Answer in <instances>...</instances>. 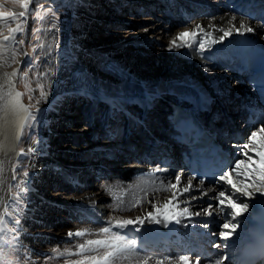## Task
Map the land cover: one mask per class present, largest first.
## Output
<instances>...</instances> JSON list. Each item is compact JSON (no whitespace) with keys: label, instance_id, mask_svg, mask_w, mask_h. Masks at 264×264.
Here are the masks:
<instances>
[{"label":"bare ground","instance_id":"6f19581e","mask_svg":"<svg viewBox=\"0 0 264 264\" xmlns=\"http://www.w3.org/2000/svg\"><path fill=\"white\" fill-rule=\"evenodd\" d=\"M123 1L125 0H121V2ZM193 2L194 0H178L176 5L165 8L168 16L167 21L157 22L156 25H144L140 30L120 36L115 40L100 41L95 50H89L91 53L96 51L112 55L118 65L126 67L128 76L125 79L120 77L117 82L109 81L108 76L98 75L94 68L79 64L77 58L85 50L83 46L77 47V54L74 56L75 58H71L70 65L68 63L65 66L62 63L65 56L68 55L64 51V47L55 54L56 64L59 65L53 68L56 72L55 78L60 84L64 80L65 88L63 90L59 86L54 88L43 106L44 121L42 123H45L43 127L41 126L39 140L30 142L24 149L20 146L21 157H19V159L27 158L26 165L29 166L27 180L19 181L18 185L19 193L28 197L27 206H22L20 209L27 219L31 218L33 211L38 221L37 226L42 225L45 231L40 234V231L28 233L26 230L24 238L47 241L60 237L68 238L70 236L66 227L73 219L86 218L93 224L105 222L109 224L107 227L109 231L105 239L101 240L108 243L115 242L118 245V248H109L107 251L113 252L109 264H118L119 259L123 261V264H176V262L182 263L181 256H187L188 264H193L190 258L193 253V245H205L207 241L205 235L211 231L215 236L219 228L223 230L221 233L226 231L223 227L225 223L235 224L236 229L227 240L221 238V241L227 242L229 248L240 243L248 230V219L252 215L253 208L257 201L264 197V163L260 162L261 157L264 156V132L250 131L255 134L256 138L249 137L250 148H246L241 143L225 141L227 146L233 150L236 158L232 177L231 179H222L217 185L208 186L196 183L191 178L188 179L176 158L172 162V167L165 165L162 159L166 158V147L158 141L149 142L148 140L153 135L147 129L143 132L140 129L142 123H145L153 128L155 134L157 132V135H165L167 139L172 138L175 133L172 103H183V105L193 107L197 113L201 114L207 127L225 139L230 136L226 135L224 125H229L232 119L237 120L235 115L241 113V109H237V105L239 104V108L245 109L258 105L254 92L246 82L245 75L238 71L239 63L227 54L225 45L229 40L241 35L251 36L264 44V6L259 11V15L252 19L249 15L254 10H245L250 0H203L202 4L205 7H196L193 10V12H198L196 14L188 11V7ZM118 5L120 6L121 3L119 2ZM31 6L29 5V7ZM80 10L88 12L87 7ZM109 12H114V10L109 9ZM101 17L102 13L100 12L93 20H89L87 15L82 16L77 13L76 21L81 26L85 22L96 24ZM241 24L244 26L241 27ZM197 25L200 27L197 28ZM248 28H251L252 31H247ZM237 29L239 31H236ZM224 31H230L231 35L224 36ZM182 32H196L198 38L190 43H185L179 39ZM222 36H224L223 39H221ZM173 41L176 45L183 44L184 46H174ZM201 43L205 44L203 49L199 47ZM65 48L71 52L73 46L71 48L65 46ZM12 57L11 52L4 53L0 62H8ZM180 58L192 61V66H186ZM157 65H160V72L161 69H165L166 73H156ZM69 68L71 73L68 72ZM173 71H175V75L170 76ZM192 72H198L200 75L197 73L194 76ZM176 74L179 76L174 77ZM9 75V71L0 65V90L14 79L18 80V84L22 88L19 72L12 76ZM86 77L89 82H86L85 85L80 84V80ZM90 82L96 83L94 85ZM222 82L231 84L234 90L231 94L232 103L226 105L224 109H221L222 112L214 114V118H212L209 114L212 106L219 99H224L225 92L220 89ZM85 88L86 90H84ZM75 92L83 93L77 97L78 99L89 101L91 108L87 112L78 113V105H73L72 102L59 106V101L64 95L70 96ZM85 93H90V95ZM130 100H137L136 106L142 102L147 107L146 110H149L154 104L163 108L164 111L160 113L159 109L152 108V113L147 116L144 114L143 117L141 115V119L133 118L129 131H124V134L132 132V139L136 141L134 147L138 148L136 151H140L139 154L134 151L133 140H127L126 136L121 141L115 140L120 128L118 123L123 115H126L123 105ZM67 108H69V114L73 115L71 118L69 115L66 118L60 115ZM105 111H109L110 116L107 121L101 120L100 126V119L98 121L96 117ZM65 114H68V111ZM79 114H81L80 118L75 119ZM86 114H88V118L85 116ZM54 116H56V120L62 121L68 127L65 136L61 137L59 134L58 137V140H61V154L69 157L65 164L59 161L60 159L57 158L59 155L50 148L52 139L46 122ZM82 119L88 120L82 124ZM238 122L240 121L237 120L235 123ZM98 123L100 126L99 135H94L92 129ZM7 127L8 124H4L3 129H6L0 133L1 150L11 148ZM137 129L140 131V135L136 136ZM245 130L249 131L248 126L245 127ZM108 137H110L109 140ZM231 137H233L232 139L236 138L235 135ZM68 140L79 143L78 147L72 151L68 150V147L64 145ZM88 140H91L92 144H88ZM153 142H156L154 146H152ZM125 146H129L130 150L127 149L129 153L127 155L126 152L119 154V158L122 159L118 161L116 150L122 151ZM142 149L145 151L142 152ZM162 150L164 151L162 152ZM174 150L175 146L173 152ZM173 152L168 156L174 155ZM11 153V149L8 153L4 150L0 153V216L3 217L7 215L10 202L14 197L12 187L16 179L14 166L17 159ZM133 155L138 159L132 161ZM157 155L159 156L156 158ZM90 158L97 161L95 163L110 160L112 164L116 165L117 162L121 164L116 166L117 170L112 171L114 177L109 182L114 185L111 188H113V195L117 198L118 209L124 213L123 221L134 222L129 227L127 225L120 227L122 223H111L113 213L110 207L112 200L109 193L107 194L105 191L92 195L90 190H78L77 187L80 184L77 182V178L82 173L85 176L96 173L88 161ZM102 165L99 166V171L104 169ZM130 167H138L135 170L137 172L132 175ZM44 168L47 169L44 170ZM246 168L248 173L244 171ZM162 169L165 170L164 175L152 173ZM256 169L259 171H254ZM43 170L45 171L44 175L48 174L47 178L35 182L37 183L35 186L32 185ZM176 176H180L181 181L176 188H173L171 185H176ZM95 179H99V176ZM189 181H191V190L188 193H183V189L189 187ZM96 183L93 182V185ZM221 192L224 193L223 196L220 195ZM174 193L175 200H173ZM230 200L238 205L235 210L228 206ZM102 205L104 207H101ZM33 206H35L34 209L31 208ZM239 206L243 207V210ZM157 207L163 212H169L174 208L177 213H180L179 222L177 223L176 220L166 223L149 222L148 214L156 213ZM185 209L188 210L187 213L184 212ZM233 211L239 214L233 216ZM226 212H230L232 217L228 222L223 220ZM60 213L66 214V222L63 223L58 219L61 216ZM161 219L163 218L161 217ZM116 235L123 239L114 241ZM158 236L159 238H157ZM130 241H135V243L129 244ZM155 243H159L160 248L179 244V247L184 251L176 256H172L174 251L161 256L160 254L165 251H159V247L156 254L152 252ZM140 244H142L141 247H139ZM105 247L98 246L99 249ZM47 250L44 249V251ZM214 252L226 260L225 264H231L230 256L233 252L227 253L216 245ZM87 255L89 256L86 259L93 257L90 253ZM41 263L42 261L39 264ZM201 264L211 263L202 261Z\"/></svg>","mask_w":264,"mask_h":264},{"label":"rangeland","instance_id":"374dc122","mask_svg":"<svg viewBox=\"0 0 264 264\" xmlns=\"http://www.w3.org/2000/svg\"><path fill=\"white\" fill-rule=\"evenodd\" d=\"M32 1L33 0H26L28 7L25 8L23 7L25 0H0V12H11L16 17L15 19L11 17L0 18V58L4 57V53L6 54L11 52L13 54L11 60L8 62L1 61L0 65L9 71V76L19 72L20 85L25 91V97L36 109L26 125L25 134L20 143L22 149L27 147L30 142L39 140L41 135V126L43 127L45 123H42L44 121L42 113L44 110L43 106L45 102L48 101V98L51 96L54 88L58 86L62 90L65 88V81L62 80L61 84L58 83V80L55 78L56 72H54L53 69L55 66H59L56 64L57 60L55 57V54L59 50H62L64 47V51H66V54H68L62 61V63L66 66L68 63L70 65L71 58H75L74 56L77 54V47H85V50L80 53V57L77 58L79 61L78 63L87 65L88 68H94L95 72L100 76H108L109 81L117 82L120 77L125 79L128 76L126 74V67L118 65L116 61H114L115 58L110 54L103 52L97 53L96 51H92L91 53L89 50H95L97 44L100 41L118 39L120 36L128 35L130 32H136L138 29L140 30V28L144 27V25H156L157 22L161 23L167 21L168 17L167 10L165 9L166 3L162 0H142L140 2L131 0H125L123 2H121V0ZM202 1L203 0H194V2L188 7V11H190V13L192 12L193 14L198 13L196 11L193 12V10L196 9V7L204 8L205 6L202 4ZM119 2L121 3L120 6L118 5ZM207 3L210 4L209 2ZM29 5L32 6L29 7ZM205 5L207 6V4ZM85 7H87L88 12H84L82 10L79 11V9H83ZM29 8L30 10L28 11ZM109 9L114 10V12L110 13ZM22 11L25 12L24 17L19 16V13ZM99 11L102 13V17L98 19L96 24L85 22V24L81 26L76 21L77 13L81 14L82 16L87 15L88 18H90L89 20H93L96 15H99ZM27 23L29 24L28 30L26 31ZM5 37H8V39L5 40ZM65 46L70 48L73 46L71 49L72 51H68ZM180 60H182L186 66H192V61H185L182 58H180ZM68 72L71 73L70 68L68 69ZM155 72L164 74L165 69H161L160 72V65H157L155 67ZM197 73L198 72L193 73V75L196 76ZM173 75H175V71H173L170 76ZM178 76L179 74H176L174 77ZM86 82H89L87 77L83 78V80H80V84L85 85ZM220 89L225 92L223 94L224 99H219L218 102L212 106V114L222 112L221 109H224L226 105H230L232 103L231 94H233L234 90L232 89L231 84L222 82ZM84 90H86V88ZM41 92H43L45 95L42 96ZM82 94V92L80 94L75 92L70 96L64 95L59 101V106L72 102L73 105H78V113H82L83 111L87 112L91 108L89 101H84L77 98ZM85 94L90 95V93ZM137 102V100H130L128 103L123 105L126 115H123L121 121L118 123L120 128L118 129L119 131L118 137L115 139L116 141L123 140L124 136L127 137V140H133L132 135H128V132H125L124 134V131H129L125 123L127 116H131V118L134 119H139L143 113V107L136 106ZM239 106L240 105L238 104L237 109H241L240 112H243V108H239ZM152 108L159 109L158 111H160V113L164 112L163 108H159L152 104L151 108L146 110L144 114L147 116L148 114L152 113ZM67 111L68 114H65ZM108 112L109 111H105L102 115H97L96 118H98V121L100 119V126L101 120L106 117L105 115L108 114ZM130 112H132V115ZM230 113H232V111H230ZM60 115H62L63 118H66L67 115H69L70 118L73 116H71V113L69 114V108L64 110ZM80 115L81 114H79L75 119L78 120ZM85 116L88 118V114ZM210 117L214 118V115ZM235 117L238 118L239 115H235ZM55 118L56 116L46 122L52 139L50 141V148H52V151L59 155L57 157L60 159L59 161L65 164L69 160V157L63 153L61 154V140H58V137L59 134L61 137L65 136V131L68 130V127H66L65 123L59 121L58 119L56 120ZM106 119H108V117H106ZM87 120L88 119H82L81 123L84 124V122ZM99 123L92 129V134H99ZM137 135H140V131H138V129L136 132V136ZM251 136H253V134L248 131L246 133V137L249 138ZM109 138L110 137H108V140ZM87 143L92 144V141L88 140ZM135 144L136 141L133 140L132 145L134 146ZM64 145L65 147H68V150L72 151L78 147L79 143H76L73 140H68L64 143ZM127 147L129 146H125V149L122 151L116 150V153H118V161L122 159L119 158V154L121 155L126 152L127 155ZM144 151L145 150L142 152ZM132 159V161H135L138 159V157L135 158L134 155V158ZM26 160L27 158L25 157L17 159L14 166L16 174V179L12 187V193L14 194V197L10 202L7 215L5 216V222L3 226L0 227V261H2L3 264H39L40 261H42L41 264H75L77 261H83L85 264H90L91 259H86V257L89 256L87 255L89 253L92 254L93 257H95L98 261L102 259L107 253L109 247L99 249L98 245H89L88 241L105 239L107 233H104L102 229L109 227V224L105 222L93 224L91 220H86V218L73 219L72 222L66 227L68 233H72V236L68 238L60 237L47 241L43 239L31 240L23 237L26 230H28V233L31 231H40V234L45 231L42 225L37 226L38 221L33 211L31 212V218L27 219L23 211L20 209L22 206H27L28 202V197L26 198L21 192L19 193L18 188L19 181H22L23 179L27 180L24 175L25 172L29 173V166L26 165ZM88 161L90 164H92L96 173L95 175H92L91 173L88 174L86 172L88 174L86 176L82 173V176L80 175L77 178V182L80 184V186L77 187L78 190H90L92 195L101 194V192L105 191L107 194L109 193L112 200L110 207L112 208L113 213L111 223H123L124 213L118 209L117 198H115L113 195V188H111L114 185L109 182L110 179L114 177V173L112 171H115L116 166L121 164L118 162L116 165L112 164L110 160L107 162L104 161L103 163H95L97 161H95L93 158H90ZM102 164H104V169L99 171L98 168ZM45 169L47 168H44V170ZM130 169V172H132L131 174L133 175L137 172L135 170L138 169V167H130ZM246 169H244V171L248 173V169ZM44 170L42 173L38 174V179H36L32 185L35 186V184H37L35 182H38L42 178H47L46 176L48 174L44 175ZM104 173H107V175H104ZM164 174L165 171L164 173L157 175ZM97 175L99 176V179H95L98 177ZM88 180H90V183H88ZM93 182H97L96 185H93ZM101 207H104V205ZM31 208L34 209L35 206ZM60 215L61 216L58 217V219L63 223L66 222V214L60 213ZM229 216L230 215L224 218V221L226 219L225 222L230 221V218L232 219V217ZM8 218L12 220H18L19 226L17 227L14 224L9 223ZM127 226L129 227L130 224ZM221 231L223 230L219 228L218 232L216 233L217 237ZM76 232H83L84 235L76 236ZM81 244L85 245V250L83 252L80 249ZM222 246H224V243H222ZM45 248L48 250L44 251ZM167 253L169 252L161 254ZM118 262V264H123L121 259H119ZM192 262L196 264L193 258ZM177 263L182 264L176 262V264Z\"/></svg>","mask_w":264,"mask_h":264},{"label":"snow or ice","instance_id":"6c2138e0","mask_svg":"<svg viewBox=\"0 0 264 264\" xmlns=\"http://www.w3.org/2000/svg\"><path fill=\"white\" fill-rule=\"evenodd\" d=\"M23 7H25V8L28 7V4H27L26 0H25V3L23 4ZM19 16L20 17H24L25 16V12H23V11L20 12ZM7 17H11L13 19L16 18L14 16V14L11 13V12H0V18H7ZM233 19H235V17H233ZM243 26L244 25L241 24V27H243ZM199 27L200 26L197 25V28H199ZM201 31H203V30L201 29ZM236 31H239V29H237ZM247 31H252V29L248 28ZM229 35H231L230 31H224V36H229ZM224 36H222L221 39H223ZM197 38L198 37H197V33L196 32H182V33H180V36H179V39H181L185 43H190L192 40L197 39ZM7 39H8V37H5V40H7ZM173 45L174 46H178V47L184 46L183 44L176 45L175 41H173ZM199 47L201 49H203L205 47V44L201 43L199 45ZM16 95L18 97L19 93H17ZM41 95L44 96L45 94L43 92H41ZM16 104H17V102H13V106H16ZM19 107L22 108L23 106L19 105ZM254 138H255V134H253V139ZM245 147L247 148V147H250V146L249 145H245ZM260 162L264 163V156L261 157V161ZM254 171H259V170L256 169ZM24 175H25V177H28L29 173L25 172ZM175 179H176V185H171V187H173V188H176V186L180 183L181 177L180 176H176ZM190 190H191V181H189V187H186V188L183 189V193H188ZM220 195L223 196L224 193L221 192ZM175 199H176V196H175V193H174L173 200H175ZM221 203H223V202H221ZM228 206L231 209H233V210H235L238 207V205L236 203L232 202L231 200L228 202ZM166 207H167V205H166ZM239 207L243 210V207H241V206H239ZM187 211H188L187 209L184 210L185 213H187ZM238 214L239 213L236 212V211H233V213H232L233 216H236ZM179 215H180V213H177L174 210V208L172 210H170L169 212H163L159 207H157L156 213H151L150 212L148 214V220H149V222H152V223H162V222L166 223V222H169V221H172V220H176V222L178 223L179 222V220H178V216ZM197 215H198V213H197ZM161 217L163 219H161ZM5 219H6V217L0 216V227L3 226V224L5 222ZM138 220H139V218H138ZM8 222L14 224L17 227L19 226V221L18 220H12V219L8 218ZM140 222L142 223L143 221H140ZM132 223H134V222L131 221V220H126V221H123L122 224H120V227H123V226L128 225V224H132ZM223 227H224V229L226 231L222 232L220 234V236H221V238L223 240H227L232 235V233L235 231L236 225L235 224H231V223H225L223 225ZM102 231L104 233H107L109 231V229L108 228H104V229H102ZM68 235L72 236V233H69ZM75 235L76 236H82V235H84V233L83 232H76ZM122 239H123V237H120L118 235L114 236V241H120ZM134 243H135V241H130L129 242V244H134ZM88 244L89 245L106 246V247H109V248H118V245L115 242L108 243V242L103 241V240H95V241L90 240V241H88ZM80 249L83 252L85 250V245L81 244L80 245ZM41 255H44V254H41ZM112 255H113V252L109 251V252H107L104 255L102 260H99V261L95 257H92L91 260H90V264H109V260H110V257ZM180 260H181L182 264H188V257L187 256H181ZM0 264H3V262L0 261ZM75 264H85V262L77 261V262H75Z\"/></svg>","mask_w":264,"mask_h":264},{"label":"water","instance_id":"95a60500","mask_svg":"<svg viewBox=\"0 0 264 264\" xmlns=\"http://www.w3.org/2000/svg\"><path fill=\"white\" fill-rule=\"evenodd\" d=\"M17 93H19L18 97ZM13 102H17L16 106H13ZM33 112L35 108L26 99L24 90L19 86L17 79L0 90V133L6 129H3L4 124H8L7 134L11 143V154L15 159L21 157L20 143L24 136L25 126ZM10 149L4 148L3 150L8 153ZM3 150L0 148V153Z\"/></svg>","mask_w":264,"mask_h":264}]
</instances>
